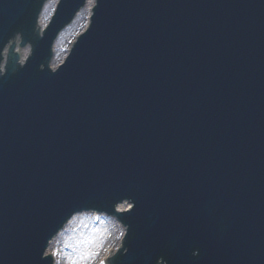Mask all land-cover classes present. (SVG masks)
Instances as JSON below:
<instances>
[{
	"label": "water",
	"instance_id": "obj_1",
	"mask_svg": "<svg viewBox=\"0 0 264 264\" xmlns=\"http://www.w3.org/2000/svg\"><path fill=\"white\" fill-rule=\"evenodd\" d=\"M45 1L0 0V63L10 41L8 82L0 74V264H29L36 240L65 210L95 206L99 212L123 196L142 201L143 188L157 220L150 227L140 222L137 231L145 232L132 241L133 250L123 253V247L112 264L143 254L148 264L153 254L146 253L160 243L170 264L194 246L208 252L209 264H235L239 249L255 239L244 226L235 229L243 222L257 228L264 249V0H95L88 30L53 74L47 67L51 42L85 0H61L40 33L37 16ZM91 6L88 0L59 35L52 64L62 60ZM17 36L20 47L32 50L22 68L13 52ZM23 105L32 117L24 116ZM86 187L92 198L81 205V195L76 202L72 192ZM206 189L214 203L192 211L191 218L204 217L190 235L197 226L190 220L182 227L179 212L191 191L201 201ZM226 193L237 215L227 216ZM218 217L230 226L229 239L222 231L211 236ZM171 231L175 253L166 247ZM250 264H264V255Z\"/></svg>",
	"mask_w": 264,
	"mask_h": 264
},
{
	"label": "bare ground",
	"instance_id": "obj_2",
	"mask_svg": "<svg viewBox=\"0 0 264 264\" xmlns=\"http://www.w3.org/2000/svg\"><path fill=\"white\" fill-rule=\"evenodd\" d=\"M121 234L122 230L113 220L92 216L84 218L83 215L69 222L67 230L55 243H51L49 253L57 251L55 257L59 264H70L71 261L100 264L110 253L111 243H117Z\"/></svg>",
	"mask_w": 264,
	"mask_h": 264
},
{
	"label": "snow or ice",
	"instance_id": "obj_3",
	"mask_svg": "<svg viewBox=\"0 0 264 264\" xmlns=\"http://www.w3.org/2000/svg\"><path fill=\"white\" fill-rule=\"evenodd\" d=\"M50 255H52V256L57 255V251L54 250L52 253H50ZM57 264H59V262H57ZM70 264H79V262L78 261H71ZM101 264H103V262H101Z\"/></svg>",
	"mask_w": 264,
	"mask_h": 264
},
{
	"label": "rangeland",
	"instance_id": "obj_4",
	"mask_svg": "<svg viewBox=\"0 0 264 264\" xmlns=\"http://www.w3.org/2000/svg\"><path fill=\"white\" fill-rule=\"evenodd\" d=\"M67 262V261H66ZM67 264H68V262H67ZM85 264H89V262L87 261V263H85Z\"/></svg>",
	"mask_w": 264,
	"mask_h": 264
}]
</instances>
